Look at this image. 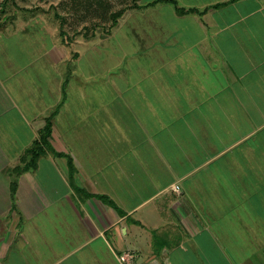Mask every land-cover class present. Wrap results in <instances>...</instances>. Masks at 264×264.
<instances>
[{"label":"crops","instance_id":"1","mask_svg":"<svg viewBox=\"0 0 264 264\" xmlns=\"http://www.w3.org/2000/svg\"><path fill=\"white\" fill-rule=\"evenodd\" d=\"M153 1L83 52L0 20V264H264V0Z\"/></svg>","mask_w":264,"mask_h":264},{"label":"rangeland","instance_id":"2","mask_svg":"<svg viewBox=\"0 0 264 264\" xmlns=\"http://www.w3.org/2000/svg\"><path fill=\"white\" fill-rule=\"evenodd\" d=\"M180 3L183 1H191V0H179ZM226 0H199L200 3H208V2H221ZM17 3L21 8H19L17 5L13 3V1H10V8L5 12V15L11 16L12 20H15L14 25H18L20 23V20H23L24 26H28L29 29L33 28V25L38 23L40 26H38L41 29V32L37 35V37L31 39V44H36V41L38 44H47L50 43L49 40H51L54 43L62 44L64 40H70L71 35L73 32H78V30L83 31L84 27H87V33L85 37L84 35L76 33V43L75 47L79 46L80 50H82L86 46L85 41L92 40L93 38H96L100 34H109L108 30H110V27L112 25V15L115 12H118L120 9L124 7H129V5L132 4V0H17ZM190 3V2H189ZM187 4H180V6H185ZM170 9H175L173 5H169ZM40 11L44 13L43 16H37V17H30L32 18L30 21L28 16L31 15L33 12ZM52 13L50 15L49 13ZM228 12L234 14V11L228 10ZM53 14H56L55 19ZM27 16V17H26ZM33 16V14H32ZM6 17V16H5ZM23 17V19H22ZM3 17L1 16L0 20H2ZM61 24V28L65 31V36L61 37L58 34V29L56 25V21ZM41 21V22H40ZM259 23V22H258ZM97 24L100 25L96 26ZM16 29V28H14ZM259 28H256V32ZM19 30V29H18ZM3 31V30H1ZM5 31L11 32V29H8ZM17 31V29H16ZM20 32V30H19ZM60 32V28H59ZM97 34L96 37H92L93 33ZM258 34V33H257ZM20 35V34H19ZM18 34L13 39L15 41L20 40V36ZM10 42V41H9ZM11 44H14L15 42L11 41ZM30 44V42H29ZM2 45V43H0ZM10 45V44H9ZM236 56L238 55L241 57V59H244V56H246V53H236ZM258 55V54H257ZM258 61V59H257Z\"/></svg>","mask_w":264,"mask_h":264},{"label":"trees","instance_id":"3","mask_svg":"<svg viewBox=\"0 0 264 264\" xmlns=\"http://www.w3.org/2000/svg\"><path fill=\"white\" fill-rule=\"evenodd\" d=\"M10 1H13V3L15 5H17L19 8H21V6H19V4L17 3V0H0V18L1 16L4 18L6 16V20H11V16L9 15H3L5 14V12L10 8ZM237 0H229L226 2H222V3H217L214 4L212 6L206 7L204 9H199L197 7H183V6H179L177 0H155L151 3H149L148 5L152 6V5H156L158 3H169L171 5H173L175 7V10L177 12V14L179 15H188V14H198V15H202L204 13H206L210 8H220L222 6H226L229 5L233 2H235ZM141 0H132V4L129 5V7H124L122 9H120L118 12L113 13L112 15V25L110 27V30H108L109 34L113 31V29L118 25L119 20L124 16V14L127 11L130 10H136L142 7V5L140 4ZM23 9V8H21ZM40 12V11H37ZM49 14H52L50 12H47ZM54 18H56V14H53ZM5 20V19H4ZM5 20V21H6ZM60 25V32H59V36L64 37L65 36V31L61 28V24ZM96 26H99V24H97ZM1 27V25H0ZM84 30H78V32H73V34L71 35V39L70 40H64V38H62L63 43L69 45L70 43H72L78 35H76V33H81L79 35H84L86 36L87 27L83 28ZM97 34L96 32L93 33L92 37H96ZM55 113V112H54ZM53 114H51L48 118H47V124L45 126V128L43 129V131L41 132V136L34 140L33 144L26 150L24 156H23V162H25L26 164L24 165V167H18L15 169V173H21L25 170H29V169H35L37 166V161L39 160V158L43 155H45L47 152H51L57 156H62L61 153H57L51 146L50 142H49V137L51 136V131H52V117ZM74 165L72 163V160L69 158V174H70V178L71 180H73V176H74ZM16 185L15 183H13V191H15Z\"/></svg>","mask_w":264,"mask_h":264},{"label":"built area","instance_id":"4","mask_svg":"<svg viewBox=\"0 0 264 264\" xmlns=\"http://www.w3.org/2000/svg\"><path fill=\"white\" fill-rule=\"evenodd\" d=\"M175 190H179V186L178 185L175 187ZM121 259L124 260V257H122Z\"/></svg>","mask_w":264,"mask_h":264}]
</instances>
